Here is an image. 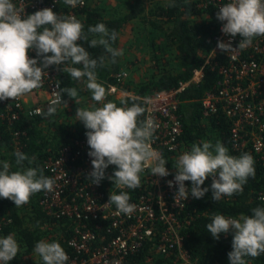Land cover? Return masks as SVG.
Segmentation results:
<instances>
[{
  "label": "clouds",
  "instance_id": "obj_1",
  "mask_svg": "<svg viewBox=\"0 0 264 264\" xmlns=\"http://www.w3.org/2000/svg\"><path fill=\"white\" fill-rule=\"evenodd\" d=\"M71 7L83 5L84 0H64ZM168 6L175 7V0ZM217 19L223 23L221 31L231 37H242L238 48L231 41H218L217 47L225 52H234L249 47L253 39L264 36V0H230L217 11ZM92 34L89 40L84 24L74 15L61 16L52 8H43L26 17L20 14L13 0H0V101L17 99L43 85L45 69L55 65H79L62 68L74 80L86 78V87L92 99L100 104L91 109L78 108L76 117L83 122L92 158V171L88 174L93 184H100L108 178L116 187L137 189L140 187V173L150 167L153 176L167 177L171 173L167 161L152 148V138L158 127L151 116L140 120L146 108L133 100L117 106L113 101L105 102L109 89L98 82L97 68L103 67L107 57L92 58L90 52L78 41H88L89 47L102 46L111 56V62L122 52L112 47L117 39L115 30L109 31L100 22L87 30ZM35 50L37 58H30ZM62 93L75 98L76 88L54 91L46 115L51 117L64 101ZM77 102V101H76ZM35 114H40L37 109ZM18 170L12 171V164L0 161V198L11 200L16 207L29 203L33 194L41 191L52 192L55 179L45 176L42 169L25 168L24 161L32 163L34 158L17 150L13 153ZM115 165L112 176L106 177V170ZM178 171L169 187L177 186L175 200L186 201L189 195L201 199L209 191L202 187L211 176L212 199L219 201L243 192V186L255 176L254 158L250 153L240 156L229 154L221 142L214 146L210 142L193 144L175 162ZM218 176V178H217ZM190 181L191 187L185 182ZM128 192L111 194L107 204H115L118 212L131 214L135 205L130 203ZM207 231L216 240L220 234L234 233L232 251L228 253L230 264H248L246 257L256 258L264 254V207L252 209V215L237 217L217 214L206 225ZM20 252L14 234L0 237V264H9ZM43 264H67L69 256L58 241H38L34 246Z\"/></svg>",
  "mask_w": 264,
  "mask_h": 264
},
{
  "label": "built area",
  "instance_id": "obj_2",
  "mask_svg": "<svg viewBox=\"0 0 264 264\" xmlns=\"http://www.w3.org/2000/svg\"><path fill=\"white\" fill-rule=\"evenodd\" d=\"M194 1L200 7L213 6L217 9L230 2ZM13 2L25 17L43 8H52L61 16L74 15L77 19L80 17L77 10L88 3L84 0L82 6L78 4L71 7L64 0ZM223 23L219 21L215 30L211 57L218 52L225 53L228 62L219 67L221 79L218 89L206 92L199 99L204 120L219 113L223 114L230 123L231 147L240 152L250 148L255 157L264 163V36L254 38L252 44L245 49L228 53L217 47L218 41H231L232 46L238 48L242 37L237 35L233 38L223 33ZM29 56L37 58L35 50H30ZM209 62L207 59L205 64ZM68 66L73 65H53L45 69L47 74L43 77V85L33 90L46 93L44 105L27 104L25 95L14 100L0 101V123L8 120L12 124L22 113L31 117L43 115L46 111L45 105L49 106L55 98L53 92L61 90L62 68ZM127 74L126 69H121L115 75L117 81L107 86L109 94L116 99L135 95L133 91L120 86L122 77ZM204 75V66L196 68L190 80L181 81L172 89L154 91L145 98V118L153 117L158 125L151 146L168 162L166 167L171 174L167 177L153 176L150 167H146L140 173L142 192L130 200L135 205L131 214L120 213L115 204H107L111 194H118V189L126 190V187L114 186V190L109 191L102 187L101 182L98 185L93 184L91 178H88L93 169L86 135L75 139L73 145L62 146L45 162L56 183L52 192L41 193L40 205L49 218L71 223L73 233L67 239L70 249L67 264H134L132 255L147 244L152 245V251L156 254L168 255L176 251L182 259H190L182 232L194 219V210L190 209L193 197L189 195L186 201H176L177 186L169 187L168 181H174L178 171L174 165L178 157L185 151H190L193 145L182 139L180 95L192 83H200ZM37 109L40 114H35ZM9 127L12 128L11 125ZM14 133L15 136L18 135L15 130ZM15 140L14 143L19 149L20 139ZM112 175L110 172L107 174ZM209 178L213 181L211 176ZM185 184L189 187L186 182ZM258 197L264 202V190L259 191ZM94 220L96 223L92 228L88 221ZM11 222L10 219L0 220V237L4 226Z\"/></svg>",
  "mask_w": 264,
  "mask_h": 264
},
{
  "label": "trees",
  "instance_id": "obj_3",
  "mask_svg": "<svg viewBox=\"0 0 264 264\" xmlns=\"http://www.w3.org/2000/svg\"><path fill=\"white\" fill-rule=\"evenodd\" d=\"M170 0L166 5H159L153 7L149 11L151 18V25L159 27L154 21L153 16L161 18L168 26L163 29V35L170 46H174L178 54V67L176 69L159 68L156 73L147 80L139 81L134 87H127L129 90L135 91L134 96H127L116 99L114 102L117 106L122 105V101H127V106H131L133 100L141 103L146 108L145 98L152 92L164 89H172L177 87L181 81H188L193 75L196 68L204 66L205 75L203 80L198 83H192L181 95L182 102L179 107V116L183 125V140L187 143L202 144L207 140H211L212 144L218 141L223 143L229 150V154L233 156H240L244 153H250L254 158L255 176L250 177L247 183L243 186L242 193H236L231 197L225 196L219 201H213L211 184L212 180L208 178L202 187H208L209 191L201 199L193 198V203L190 204V209L194 210V219L183 230L184 246L187 248L190 259L195 264H230L228 253L232 251L233 232L228 234L221 233L219 240H216L207 231L206 225L212 221V218L217 214H223L230 217H239L241 214L252 215V209L257 207H264V202L258 197L259 191L264 190V163L259 161L253 151L247 148L243 151H235L231 147V131L228 119L221 113L209 117L207 120L203 114L199 99L208 91H215L218 89L220 75L219 67L228 62V56L225 53H216L211 57L213 45L215 43L214 34L218 26L216 7H200L194 0H175V7L168 6ZM147 0H130L129 11L122 17L107 18L96 7H93L89 2L77 10L79 20L84 24V31L92 38V34L87 30L90 26H95L97 23L103 22L108 27L109 31L115 30L117 32V39L112 43V47L119 50V40L121 29L132 20L139 18L141 15H146ZM64 11V8H63ZM78 44H83L90 52L92 58H99L100 56L107 57L105 65L98 67L96 72L102 76H106L114 71L119 73L121 71V64L119 56L116 57V62H111V56L105 51L102 46L95 48L89 47L88 41H78ZM156 59V58H155ZM210 62L205 64L206 60ZM155 63H158L157 59ZM77 66V65H76ZM113 82L117 81V77L112 76ZM61 90L64 88H73L75 80L70 77L67 72L62 71L60 77ZM65 98L68 96L62 93ZM4 110V109H3ZM146 113V111H145ZM145 113L140 120L145 119ZM45 114V112H44ZM40 116H27L23 113L20 118L14 123L10 124L8 120L0 123V161H9L12 164V171L18 170L15 164V156L13 153L17 150L26 154L29 158H34L31 164L24 161V167H36L43 170L45 176H49L50 172L46 166L48 158L56 154L64 145H73L74 140L86 135L88 131L85 127L71 134H55L54 136L44 133L38 122L43 119ZM206 121V122H205ZM12 126V129L9 127ZM14 130L18 132L16 135L20 140L19 149L12 139ZM6 146V150L10 154L4 155L2 150ZM189 187L191 182L186 181ZM102 187L105 188V182H102ZM121 191L128 192L131 199H135L142 191L139 188L133 190L126 188V190L118 189L117 193ZM141 191V192H140ZM43 191L33 194L38 197V206L36 209L38 218H49L41 209L40 197ZM36 197V198H37ZM10 219L12 222L5 225L4 233L12 230L16 231L22 238L23 243L27 246V253L34 250V246L38 241L37 233L25 225L23 215L19 212V207L11 200L0 198V220ZM95 220L88 221L90 227H95ZM71 224L70 222L68 225ZM73 232L71 229L66 232L65 236L57 240L66 253H70L67 245V239L71 237ZM152 245L147 244L132 255L131 259L134 264H145L146 257L152 254ZM176 254V251L174 252ZM162 257V256H160ZM176 255L168 257V264H172L176 259ZM248 264H264V254L259 257L245 258ZM165 259H159L156 264H163ZM9 264H16L13 260Z\"/></svg>",
  "mask_w": 264,
  "mask_h": 264
},
{
  "label": "rangeland",
  "instance_id": "obj_4",
  "mask_svg": "<svg viewBox=\"0 0 264 264\" xmlns=\"http://www.w3.org/2000/svg\"><path fill=\"white\" fill-rule=\"evenodd\" d=\"M129 1L130 0H87L90 5L96 7L105 17L107 18H118L122 17L129 11ZM168 0H147L146 4V15L140 16L137 19L132 20L130 23L126 24L120 32L119 40V50L122 54L119 56V61L122 69H126L128 72L126 77H122L120 81V86L127 89L136 85L139 81H144L150 79L156 70L161 68L176 69L178 67V54L174 46H170L164 35L163 29L168 26V23L161 20V18L153 16L154 21L159 25V27H154L151 25L149 11L159 5H166ZM157 59L158 63H155ZM74 67H79V65H73ZM109 73L106 76H102L97 73L98 82L107 88L109 83H113L112 76H115L114 71L106 72ZM86 78L83 80H75V86L73 88L77 89L78 95L73 99L69 96L64 98L66 103H62L58 106V110L51 117L46 115L48 106L45 105L46 112L43 119L38 122V127L48 133V135L54 136L55 134H71L80 129H84V124L78 121L76 117L77 109L86 108L91 109L94 107H99L100 104L92 99V93L86 87ZM133 91V90H131ZM135 93V91H133ZM33 94L38 95L35 97ZM27 94L25 96V101L29 105H44L46 100V93H33ZM44 98V99H43ZM43 99V100H42ZM116 97L114 95L108 94L106 96L105 102L115 101ZM77 101V102H76ZM206 122V121H205ZM12 129V128H11ZM13 130V129H12ZM79 132V131H78ZM14 141L15 133L12 137ZM207 141V140H205ZM208 142H211L209 140ZM216 144V143H215ZM215 144H212L213 146ZM6 146L2 148L4 155L10 154L6 150ZM116 169V166L113 165ZM109 167L106 170V177L108 172L114 173L115 169ZM105 182V188L109 191L114 190L115 186L112 180L105 178L101 181ZM31 196L29 203L19 207V212L23 215L25 220V225L35 230L37 233L38 241L45 240L48 242L57 241L60 237L65 236L66 232L71 229V224L68 225L64 220H56L51 218H37L36 219V209L38 206V197ZM8 234H14L17 239L20 252L13 259L16 264H43L41 257L33 251L27 253V246L23 243L20 235L12 230L8 233H1V237L7 236ZM37 241V242H38ZM152 254L146 257L145 264H156L159 259H165L163 264H168V257L176 255V260L172 264H195L191 259L185 260L178 254L169 253L168 255H159L155 251H151ZM162 256V257H160Z\"/></svg>",
  "mask_w": 264,
  "mask_h": 264
},
{
  "label": "crops",
  "instance_id": "obj_5",
  "mask_svg": "<svg viewBox=\"0 0 264 264\" xmlns=\"http://www.w3.org/2000/svg\"><path fill=\"white\" fill-rule=\"evenodd\" d=\"M146 14H148V13H146ZM33 93H38V92H36V91H33V92H31L30 94H33ZM38 94L40 95V93H38ZM26 95H27V94H26ZM26 95H25V96H26ZM33 95H34L35 97H37V96H38V95H35V94H33ZM43 99H44V98H43ZM43 99H42V100H43ZM45 112H46V111H45ZM190 264H193V263H191V262H190Z\"/></svg>",
  "mask_w": 264,
  "mask_h": 264
}]
</instances>
